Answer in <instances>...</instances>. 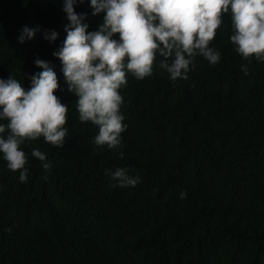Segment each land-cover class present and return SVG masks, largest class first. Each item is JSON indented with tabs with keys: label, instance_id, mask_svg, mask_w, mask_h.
<instances>
[{
	"label": "trees",
	"instance_id": "obj_1",
	"mask_svg": "<svg viewBox=\"0 0 264 264\" xmlns=\"http://www.w3.org/2000/svg\"><path fill=\"white\" fill-rule=\"evenodd\" d=\"M74 10L87 14L88 31L102 22L89 0ZM222 21L210 42L217 64L196 56L187 79L171 82L157 57L151 76L127 74L122 147L100 151L98 128L79 120L52 55L66 35L62 0H0V78L11 73L27 89L24 74L40 71L34 59L47 60L54 94L68 105L61 147L42 138L21 145L25 182L0 158V264H264V62L242 59L230 15ZM25 25L40 31L20 43ZM45 29L57 40H44ZM33 148L52 162L47 173ZM114 167L140 182L110 186L105 170Z\"/></svg>",
	"mask_w": 264,
	"mask_h": 264
},
{
	"label": "clouds",
	"instance_id": "obj_2",
	"mask_svg": "<svg viewBox=\"0 0 264 264\" xmlns=\"http://www.w3.org/2000/svg\"><path fill=\"white\" fill-rule=\"evenodd\" d=\"M92 15L103 13L102 22L88 31L86 13L74 6L83 0H62L67 23L66 34L52 55L59 58L61 72L69 92L76 97L81 122H91L98 131L93 142L100 151L119 150L121 133L127 128L121 111L120 89L127 84V74L143 80L153 74L157 57L161 74L171 82L187 79L194 58L203 57L210 65L221 59L220 51L210 46L225 13L230 15L229 41L244 60L264 62V0H89ZM40 26H22L16 37L31 40ZM118 34V36L114 35ZM58 32L45 29L43 39L52 43ZM40 69L31 75L27 89L11 73L0 78V158L6 168L27 180L28 156L21 145L42 138L61 147L67 137L65 127L68 105L54 94L59 88L51 62L35 58ZM241 70L248 74L246 64ZM37 148L31 156L41 161L47 173L52 162ZM123 157L124 153L118 151ZM112 187H135L139 175L128 167L106 169ZM46 178V177H45ZM180 191V198L186 197Z\"/></svg>",
	"mask_w": 264,
	"mask_h": 264
}]
</instances>
